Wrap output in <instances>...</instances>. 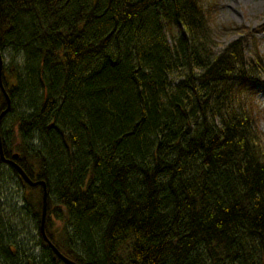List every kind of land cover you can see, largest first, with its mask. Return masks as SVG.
Wrapping results in <instances>:
<instances>
[{"label":"trees","instance_id":"16d2710c","mask_svg":"<svg viewBox=\"0 0 264 264\" xmlns=\"http://www.w3.org/2000/svg\"><path fill=\"white\" fill-rule=\"evenodd\" d=\"M216 11L0 0L3 156L44 181L46 236L77 264H264V23L217 24ZM4 165L27 191L40 255L0 216V264L62 263L39 231L42 186Z\"/></svg>","mask_w":264,"mask_h":264},{"label":"rangeland","instance_id":"374dc122","mask_svg":"<svg viewBox=\"0 0 264 264\" xmlns=\"http://www.w3.org/2000/svg\"><path fill=\"white\" fill-rule=\"evenodd\" d=\"M215 22L217 24L244 23L256 27L264 23V0H216ZM233 36L225 34L220 41H228ZM259 51L264 55V30L257 34ZM22 63V56L11 50L3 51V63ZM255 103L261 111L260 127L264 131V90L257 88ZM15 109L23 108L20 99H14ZM7 114L9 128H12V116ZM0 216L4 223L5 233L21 245L28 246L39 258L40 250L36 245L38 239L34 214L24 205L23 194L27 193L18 177L4 165L0 169ZM57 224L62 221L55 220ZM3 227V226H2ZM3 229V228H2ZM35 247V248H34Z\"/></svg>","mask_w":264,"mask_h":264},{"label":"water","instance_id":"95a60500","mask_svg":"<svg viewBox=\"0 0 264 264\" xmlns=\"http://www.w3.org/2000/svg\"><path fill=\"white\" fill-rule=\"evenodd\" d=\"M0 89L5 97L6 106L0 111V119L1 117L9 110L10 108V99L9 96L3 86L2 83V56L0 52ZM17 154H13V157L16 158ZM0 158L4 161L9 162L13 167L17 170L19 176L23 179L25 183H27L30 186L35 185H41L42 186V199H41V214H40V223H39V231L42 235L44 241L50 246L52 251L58 256V258L62 261L60 264H77L76 262L72 261L68 257H66L64 254H62L57 247L48 239L45 233L44 229V222H45V215H46V209H47V192H46V186L44 181L42 180H32L29 178V176L25 173V171L14 161V159H8L3 156L2 147H1V140H0Z\"/></svg>","mask_w":264,"mask_h":264}]
</instances>
